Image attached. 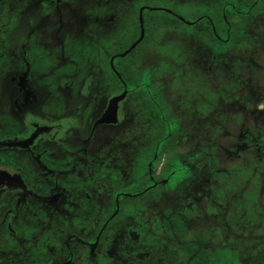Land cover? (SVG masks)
Listing matches in <instances>:
<instances>
[{
  "label": "flooded vegetation",
  "instance_id": "obj_1",
  "mask_svg": "<svg viewBox=\"0 0 264 264\" xmlns=\"http://www.w3.org/2000/svg\"><path fill=\"white\" fill-rule=\"evenodd\" d=\"M153 2L0 0V264H97L109 254L118 264H264V93L255 82L264 63L254 57L264 53V0ZM127 10L113 30L112 19ZM162 28L197 33L203 75L243 90L239 108L252 117L251 128L229 131L230 115L221 116L213 175L222 192L205 195V215L198 214L203 184L178 171L191 158L175 144L181 122L139 74ZM95 31L112 36L109 73L82 67L72 54L78 39L93 42ZM214 110L223 112L219 103ZM133 115L146 119L151 133L121 162L107 137ZM225 135L234 139L229 147ZM225 162L250 166L256 177L243 204L235 199L248 181L236 189L237 181L219 172ZM145 211L158 226L153 240L133 222L119 228L113 251L104 243L110 239L99 241L117 214Z\"/></svg>",
  "mask_w": 264,
  "mask_h": 264
},
{
  "label": "rangeland",
  "instance_id": "obj_2",
  "mask_svg": "<svg viewBox=\"0 0 264 264\" xmlns=\"http://www.w3.org/2000/svg\"><path fill=\"white\" fill-rule=\"evenodd\" d=\"M167 1L154 0L153 4L160 5L163 2L168 6ZM192 3L199 6L200 0H194ZM113 7L119 8L117 3L113 4ZM128 13L129 11L127 10L126 14H123L124 17L121 16V19H112L111 26L113 30L119 31L118 24L126 19ZM95 25L98 26L97 21ZM96 31L93 42L79 38L78 44L80 47L77 46L79 48H76L72 54L77 56L79 64L82 67L94 66L96 71H106L109 73L111 66L109 53L116 48L111 44L112 36H105ZM141 38L142 34L139 36V39ZM88 43H93L94 46H88ZM202 44L197 33L179 31L177 29H158L155 43L149 46V55L147 54L139 62V74L140 76L146 77L147 81L149 80L153 84L152 87L155 91L159 90V94L164 95L166 103L172 113L170 117L174 121L181 122L179 138L177 139L178 141H175V144L177 146L181 143L184 144L182 151H187V155H190L191 158H184V163L178 167V171L186 170L190 176L189 178L198 176V182L203 184L205 194L203 200L199 201L202 202V209L198 211V214L201 212L205 215L209 209V203L205 195L209 193L215 195L217 191H219V194L222 192L215 185V181L217 180L218 182L220 179L219 176L213 175L217 168V162L220 159L219 154L221 152L220 142H222L223 136L219 133L222 129L220 130L218 127L220 119L222 118L221 116H223L224 112L230 115V119L228 120L229 131L232 128L234 129L237 124L242 123L249 124V128H251L250 122L252 123V117L249 110L243 111L242 108H239V103L241 102L239 100L242 99L240 97L244 95L243 90L239 89L237 85L232 84V81L229 82L226 80V78L221 77V81H218L214 78L208 79L203 75L202 57L200 56V52H198L205 47ZM53 53L55 54L54 51ZM47 56V63L53 61L51 60L53 58L51 57L52 52L47 54ZM254 57L255 59H259L261 64L264 63V53H254ZM65 71V68L58 70L59 73ZM251 77L252 75L249 79ZM255 82L258 83L264 93V77H257ZM206 95L208 102L202 99V96ZM218 97H220V102H218ZM218 103L223 111L222 113L220 112L219 116L214 115L216 112L214 108L217 107ZM113 114H116V111ZM173 114H176V116ZM129 117H132L133 120L127 123L128 127L112 130L114 136L111 137L112 135H108L107 137L108 141L112 140L113 142L114 140L113 145L116 146V154L120 157L121 162L131 160L133 152L144 141L148 140V135L151 133L148 131L149 127L146 119L144 121L141 118L135 119L134 115ZM208 124L211 130L206 132ZM106 128L110 129V124ZM225 136L226 138L225 140L223 139V143L229 147L230 143L234 142V139L230 136ZM225 163L223 171L219 170V172L223 174L228 173L230 175L229 177L234 179L231 182L237 181L236 189H239L243 182L248 181L246 182L248 186L242 191L241 189L239 190L241 196H237L235 199L236 203L243 204L246 196H252L255 192L253 187L256 177L250 166L249 169L246 167L243 170V168L234 165L235 163ZM259 186L261 187V182ZM230 190L233 192V189ZM246 204L245 206H247ZM194 209L190 210V212L193 213ZM131 213L135 214L133 211ZM139 214H142L141 216L143 217L130 218L124 213L123 216L125 217L122 219L117 214L115 219L104 223L105 226L100 234L101 236L99 238L101 239L99 241L110 239L109 242L104 243H107V248L113 251L115 241L121 237L119 228L121 226L123 228L129 226L133 222L135 223L133 225L134 228L139 234H143L146 237V241L153 240V234L155 231H158V226L147 217L149 215L147 211H145V214ZM241 216L242 214L240 213ZM100 222H103V219ZM104 256L102 255L98 258L97 264H118L113 254H109L108 257Z\"/></svg>",
  "mask_w": 264,
  "mask_h": 264
},
{
  "label": "snow or ice",
  "instance_id": "obj_3",
  "mask_svg": "<svg viewBox=\"0 0 264 264\" xmlns=\"http://www.w3.org/2000/svg\"><path fill=\"white\" fill-rule=\"evenodd\" d=\"M262 108H264V105H261Z\"/></svg>",
  "mask_w": 264,
  "mask_h": 264
},
{
  "label": "trees",
  "instance_id": "obj_4",
  "mask_svg": "<svg viewBox=\"0 0 264 264\" xmlns=\"http://www.w3.org/2000/svg\"><path fill=\"white\" fill-rule=\"evenodd\" d=\"M121 59V58H120Z\"/></svg>",
  "mask_w": 264,
  "mask_h": 264
}]
</instances>
